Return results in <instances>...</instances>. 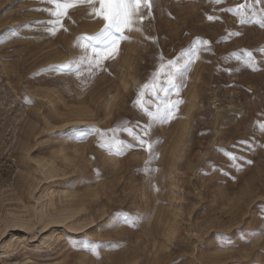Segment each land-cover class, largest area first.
Returning <instances> with one entry per match:
<instances>
[{"label": "rangeland", "instance_id": "obj_1", "mask_svg": "<svg viewBox=\"0 0 264 264\" xmlns=\"http://www.w3.org/2000/svg\"><path fill=\"white\" fill-rule=\"evenodd\" d=\"M106 10L0 0V264H264V0Z\"/></svg>", "mask_w": 264, "mask_h": 264}, {"label": "snow or ice", "instance_id": "obj_2", "mask_svg": "<svg viewBox=\"0 0 264 264\" xmlns=\"http://www.w3.org/2000/svg\"><path fill=\"white\" fill-rule=\"evenodd\" d=\"M141 0H100L102 8L106 7L104 12V19L107 21L104 28L101 29L95 37H87L89 41L95 40L97 44H103L104 48H94L93 51L99 54L101 51L104 52H114L116 51V46L118 42V37L113 34V30L116 33L122 31V26L128 25L131 23V16L135 11V6L138 5ZM147 2V0H145ZM249 55H251L249 53ZM59 68H67L68 65H59ZM178 71V69H177ZM173 86H175V81H172ZM175 105H169L168 111L171 112L174 109ZM145 140L140 139V144L143 145ZM122 151V149H118Z\"/></svg>", "mask_w": 264, "mask_h": 264}, {"label": "bare ground", "instance_id": "obj_3", "mask_svg": "<svg viewBox=\"0 0 264 264\" xmlns=\"http://www.w3.org/2000/svg\"><path fill=\"white\" fill-rule=\"evenodd\" d=\"M135 78V77H134ZM136 79V78H135ZM109 127V126H108ZM58 222V221H57ZM73 229L75 230V232H76V230H78V229H80L79 227H73ZM77 235V234H76Z\"/></svg>", "mask_w": 264, "mask_h": 264}]
</instances>
